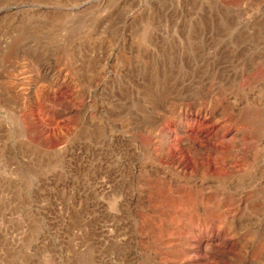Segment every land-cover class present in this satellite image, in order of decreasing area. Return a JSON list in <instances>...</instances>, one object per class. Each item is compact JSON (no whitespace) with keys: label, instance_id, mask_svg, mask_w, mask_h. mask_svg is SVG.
<instances>
[{"label":"rangeland","instance_id":"rangeland-1","mask_svg":"<svg viewBox=\"0 0 264 264\" xmlns=\"http://www.w3.org/2000/svg\"><path fill=\"white\" fill-rule=\"evenodd\" d=\"M0 264H264V0H0Z\"/></svg>","mask_w":264,"mask_h":264},{"label":"bare ground","instance_id":"bare-ground-1","mask_svg":"<svg viewBox=\"0 0 264 264\" xmlns=\"http://www.w3.org/2000/svg\"><path fill=\"white\" fill-rule=\"evenodd\" d=\"M59 78H60V77H59ZM59 78H58V79H59ZM54 80H55V78H52V79L48 80V86H47V87H48L49 90L52 89L53 86L56 85V82H55ZM43 87H44V86H43ZM43 87H42V88H43ZM47 87H45V88L47 89ZM45 88H44V89H45ZM38 89H39V88H38ZM48 89H47V90H48ZM36 90H37V89H36ZM39 91H40V89H39ZM36 92H37V91H36ZM36 92H35V93H36ZM38 93H39V92H38ZM36 96H37V95H33V97H31V99H33V100L36 99Z\"/></svg>","mask_w":264,"mask_h":264}]
</instances>
